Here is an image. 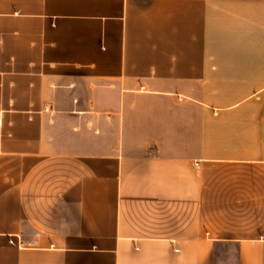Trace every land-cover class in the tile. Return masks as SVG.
Here are the masks:
<instances>
[{"label":"crops","instance_id":"1","mask_svg":"<svg viewBox=\"0 0 264 264\" xmlns=\"http://www.w3.org/2000/svg\"><path fill=\"white\" fill-rule=\"evenodd\" d=\"M0 264H264V0H0Z\"/></svg>","mask_w":264,"mask_h":264}]
</instances>
